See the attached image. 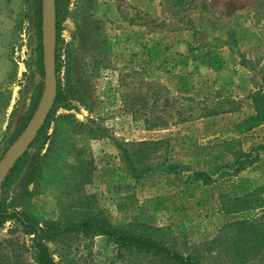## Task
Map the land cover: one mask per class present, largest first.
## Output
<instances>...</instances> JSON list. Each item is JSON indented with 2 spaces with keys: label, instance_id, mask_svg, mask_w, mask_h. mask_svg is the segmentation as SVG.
Masks as SVG:
<instances>
[{
  "label": "rangeland",
  "instance_id": "obj_1",
  "mask_svg": "<svg viewBox=\"0 0 264 264\" xmlns=\"http://www.w3.org/2000/svg\"><path fill=\"white\" fill-rule=\"evenodd\" d=\"M63 16L57 47L69 108L51 123L41 170L17 211L62 226L98 216L184 254L197 251L209 264H259L237 256L236 243L238 224L258 222L264 211L227 215L220 201L264 185L263 150L237 175L224 167L231 150L264 146V124L237 129L256 100L264 102V0H66ZM36 31L33 0H0V161L45 81ZM88 120L104 136L77 133L74 123ZM154 141L165 144L145 162L152 170L133 178L124 152ZM163 164L224 169L211 172L212 185L196 183L189 198L188 173ZM50 249L58 264H145L98 234L66 235ZM0 264H37L32 236L12 220L0 228Z\"/></svg>",
  "mask_w": 264,
  "mask_h": 264
},
{
  "label": "trees",
  "instance_id": "obj_2",
  "mask_svg": "<svg viewBox=\"0 0 264 264\" xmlns=\"http://www.w3.org/2000/svg\"><path fill=\"white\" fill-rule=\"evenodd\" d=\"M33 6L35 11V21L37 25L36 36L37 54H36V66L39 72L44 76V65L42 56V31H41V12H42V0H33ZM66 6V0H56L57 9V39L59 41L62 23L64 20V10ZM60 51L57 47L56 60H57V76H58V96L56 103L49 114L46 123L39 131L37 137L30 145L28 151L18 160L13 169L6 176L1 189H0V228L8 221H15L29 236H32V251L33 258L37 264H58L51 252L50 243L56 242V239L70 235V234H98L110 238L119 248V250L130 253L135 261L142 260L145 264H209L206 257L201 255L197 251H193L189 254L182 253L179 249L173 245L166 244L164 241L156 239L151 236L137 234L131 230H127L121 227H117L109 222L107 219L100 218L98 216H86L78 223H68L61 225L57 222L40 223L39 221L28 217L27 215L17 211L19 201L27 196L29 186L34 182V178L39 174L41 168H39L38 158L41 151L49 141V127L55 120L56 114L60 108H69L64 103V93L61 90V64H60ZM76 86L73 94L77 97L81 94ZM44 90V83H39L34 90L32 96L31 110L27 116L22 128L18 131L16 137L26 127V124L32 117L36 110L39 101L42 97ZM83 99V97H79ZM71 117L62 116V120L69 121ZM77 128V133L83 130H87L89 136H96V134H102L104 136L105 129H102L93 120H88L87 124L74 123ZM264 124V102L260 98L256 100L255 114L248 117L242 123L238 124V132L240 134L250 132L256 126ZM79 129V130H78ZM15 137V138H16ZM219 143L221 141H218ZM221 143L231 146L233 142L222 141ZM165 144L164 141L143 142L139 144H132L131 147H139V151H133L132 155H129V151H125L126 162L130 165L131 176L135 179H140L152 170V167L148 165L151 156L159 154V148ZM35 149L36 155H32L29 150ZM230 149V148H229ZM260 150L264 151V146H260L255 152H245L241 149L231 150L230 156L232 159L225 164V168L233 170V174L237 175L247 168L253 166L259 161ZM131 154V153H130ZM38 157V158H37ZM134 157V159H133ZM147 160V161H146ZM168 173H177V167H181L180 171L188 173L189 186L186 189V193L189 194V198L194 196L195 185H212L216 181L212 178L211 172H222L223 169H213L204 165L199 169H192L190 167H184L181 164H163ZM226 174V173H225ZM223 175V173H221ZM91 181V177L86 175L84 180ZM89 181V183H90ZM19 189V191H17ZM13 191L15 195L12 198L10 206L7 204L10 193ZM220 210L227 215L248 213L254 210L264 211V185L248 192L243 197H232L230 195L221 196ZM264 216L258 222H252V220L245 219L238 224L239 231L242 237L239 238L236 243L237 256L241 258H247V260H258L259 264H264ZM253 229V230H251ZM247 230H251L249 232ZM250 235L255 237L250 238Z\"/></svg>",
  "mask_w": 264,
  "mask_h": 264
},
{
  "label": "water",
  "instance_id": "obj_3",
  "mask_svg": "<svg viewBox=\"0 0 264 264\" xmlns=\"http://www.w3.org/2000/svg\"><path fill=\"white\" fill-rule=\"evenodd\" d=\"M41 31L45 74L44 90L27 126L5 157L0 161V189L6 176L25 152L28 151L56 103L58 96L56 0H42Z\"/></svg>",
  "mask_w": 264,
  "mask_h": 264
}]
</instances>
